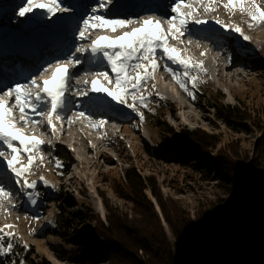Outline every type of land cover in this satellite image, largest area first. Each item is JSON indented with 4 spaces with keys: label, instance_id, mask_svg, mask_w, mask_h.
Listing matches in <instances>:
<instances>
[{
    "label": "rangeland",
    "instance_id": "obj_1",
    "mask_svg": "<svg viewBox=\"0 0 264 264\" xmlns=\"http://www.w3.org/2000/svg\"><path fill=\"white\" fill-rule=\"evenodd\" d=\"M16 7L18 8V4ZM6 11V8L3 9L0 5V30L5 32L4 35L10 37L12 30L7 29L10 17L6 15ZM199 13L202 15L201 10ZM204 15L202 19H206L210 26L222 28L215 23L213 19L215 17L226 23L239 24L243 28L244 34L250 37V40L245 41L240 34L232 31L228 34V38L225 36L221 40L232 45L226 49V54L224 55L222 51L215 52L222 67L229 64L228 55L232 61L235 49L248 53L250 58L246 56L243 68L231 71L215 69L207 74L203 73L204 71H193L191 74L198 75L199 79L194 88L189 82V91L192 95L180 87L171 73L166 72L168 76L164 72L167 76L166 81L164 79H158L157 82L150 80L143 92V95L149 97L146 101L147 107L137 106L138 112L143 113V120L138 112L105 96L111 105L118 108L122 119L117 120V124L113 128H100L101 132L97 131L98 138L91 144L78 133L84 128L80 124V120L72 119L73 122L69 124L67 117H72V114L75 113L74 104L75 107H78L86 100L88 102L99 101L98 99L105 95V93L89 92L87 99L78 95L79 92L86 91L91 87L93 75H90L89 85L84 84L78 89H75L74 84H70L68 81V91L65 93V97L67 104L71 105L72 111L68 116L62 114L65 117L63 123L55 122L56 131H60L61 134L65 132V137L50 136L48 132L42 130L40 123L35 126L31 123L18 125L30 135L44 137L50 145H42L40 152L34 153L37 156H42L43 159L42 161L36 160L28 174L30 181L38 182V208H35L37 203L35 205L30 203L19 185L17 189L6 188L16 193V197L13 196V203L16 202L18 196H21L19 202H22V205L10 209V203H6L4 209H0V228H3L5 224H11L14 227L5 229V231L11 230L15 234L11 240L14 245L13 249L6 254L0 253V264H26L27 261L41 264H82L79 256L75 255L80 254L78 249L67 246L62 238L60 239L57 231L53 230L59 215L64 214L66 218H73L81 212L87 216V219L81 223H75L74 226L78 233H84L87 236V239L83 241L85 249L96 250L97 247L101 249L100 244H105L103 238L106 236L109 238V243L117 241L118 252L123 256L126 255L125 246L122 244H127L128 241L121 236L115 225L116 222L128 224L134 217H138L137 214H134L131 203L134 200L131 194L130 196L126 195L128 183L124 171L127 168H134L141 177L151 179L150 183H143L145 188L142 192L151 202L153 210L157 214L156 224L159 231H162L166 242L174 245V248L176 240L171 225L165 218L163 207L152 195L150 184L154 185V190L164 203L166 210L171 211L175 217H182L181 224L190 221L191 224L199 225L200 222L197 218L200 216L208 224L213 225L218 215L226 217V210L229 207H234L237 198L233 194L225 193L223 188H219L216 175L209 174L206 165H202L204 168L200 172L199 170L202 168L195 167L197 164H191L190 161L181 162L175 147L164 143L163 137L169 133L164 130L169 127L175 133L189 129L212 134L215 143L208 154L209 159L213 154H220L225 160L240 168H247L255 162L253 159L257 153L254 144L258 140L260 130L250 127V131L247 132L233 131L213 115L212 109L207 106L206 98L209 91H219L223 96L224 103L230 105L244 103L264 112V23L249 28L247 17L241 16L238 12L235 15H229L222 5L218 6L216 11L204 13ZM62 19L63 17L60 15L48 18V21L34 17L29 20V23H40L41 25L47 23L48 25H38L37 31H40L52 27L54 24L63 23ZM24 24V20L23 22L17 20L16 25L12 24L17 30L15 35L24 36H21V45L9 41V48H6L5 51L9 52L13 49L11 47L13 45L17 48L18 45L24 47L32 45L33 34L25 36L32 30H28ZM121 31L123 30L118 29V31L112 32L105 29L106 34L103 35L117 36ZM92 33L94 32H91V36ZM192 42L197 46V41ZM170 43L173 46L180 44L175 40H171ZM75 44L78 43L75 41ZM89 44L90 41L85 46L87 47ZM188 52L196 61H205L204 56L193 51L191 47L188 48ZM38 58L42 63H47V66L49 63H55L49 58L45 60L46 56L44 55H39ZM61 59L65 63L68 61L67 57L59 58V60ZM80 59L83 61L82 56ZM157 59L159 64L167 61V58L162 56ZM167 62L168 66L182 74V69L179 66L170 61ZM50 72L42 71L39 74L44 76L49 73V77H51ZM153 84H155V88L152 87ZM165 92H174L178 97L172 98ZM149 93H151L150 96ZM157 104V110L153 107L148 109L150 105L157 106ZM146 110H149L150 114L155 112L157 116H162L160 117L164 123L162 129L154 125L153 119H148ZM15 114L17 117L20 115L18 110ZM46 118V116L39 117L37 120H46ZM258 148V152L264 153V145L258 146ZM3 150L7 154L8 150L6 148ZM173 158L176 159L172 161ZM3 161L4 158L0 157V163ZM192 162L195 163V161ZM23 163L25 164V161ZM246 170L248 171L249 168ZM41 177L49 182L48 185L43 184L40 180ZM119 185L123 189L120 190ZM33 217H38V219H33ZM67 221L70 222L71 219H67ZM57 246L63 250L60 255L54 250ZM137 254L147 259L142 251L138 250ZM12 255L18 256L16 262ZM122 260L126 261V257H113L107 262L97 261L99 263L96 264H118L117 261Z\"/></svg>",
    "mask_w": 264,
    "mask_h": 264
},
{
    "label": "snow or ice",
    "instance_id": "obj_2",
    "mask_svg": "<svg viewBox=\"0 0 264 264\" xmlns=\"http://www.w3.org/2000/svg\"><path fill=\"white\" fill-rule=\"evenodd\" d=\"M113 0H99L98 7H93L91 12L82 18L81 26L78 31L80 41L91 40V43L85 47L83 45L75 48V51L69 53L67 63L57 61L54 64L49 63L43 72L51 71V77L41 75L40 79L30 77L27 82H14L13 85H5V89L0 94V145L6 146L8 152L0 148V157L6 161L7 168L10 169L15 182L20 186L21 191L27 197L31 204L37 203L39 195L37 181H30L28 174L36 160L43 159L34 153H39L41 146L45 141L39 139L36 135H30L26 130L18 125L40 123L34 117H47V125L55 130V121L63 123L65 119L62 113L67 108L65 93L68 91V79L71 69L76 65H81L83 61L76 55L77 53H90L93 60L99 58L105 64L104 68L97 70L91 80V87L86 91L78 93L80 96L88 97L89 92L105 93L120 105L138 112V105L147 107L148 96L143 95L148 81L155 79V72L161 67L158 62V50L162 57L167 61L177 65L182 69V74L172 67L165 64L164 70L171 73L173 78L178 81L180 87L189 91V82L194 88L198 82V75H192L193 71H206L203 60L194 61L192 57L186 55L187 48H177L171 45V40L179 41L184 44L182 37L186 35H198L190 25H206L208 21L200 18L199 11L203 8L205 13L214 12L217 7L222 5L229 15H235L237 12L241 16L247 17L248 27L264 23V3L262 0H175L171 6V15L166 21L155 19L152 16L136 19L132 18H108L101 14V9H106ZM63 0H26V4L20 7L18 15L25 17L27 14L34 16L39 13L38 18L47 16L49 18L58 13L69 11L63 7ZM215 23L225 30H230L240 34L245 41L250 37L244 34L243 28L239 24L226 23L225 21L213 17ZM166 24V27H165ZM109 29L116 32L123 30L117 36L101 35L95 39L91 32L94 30L103 31ZM130 29V30H126ZM201 39H211L208 35H202ZM191 40H187L190 45ZM199 47V44H197ZM205 55V53H201ZM104 82H107L105 84ZM88 83L87 80L84 81ZM43 85L42 87L40 85ZM155 88V84L152 85ZM151 93H149V96ZM11 101V103H10ZM131 101V102H130ZM100 106L101 102L97 100L90 101ZM51 109L45 111L47 104ZM20 115L16 117V111ZM78 118H84L89 121L91 116L86 115L84 111L75 114ZM141 120L143 113L138 112ZM71 124L72 117H67ZM107 123L105 120L93 122V127L100 129ZM27 156V163H21L23 155ZM44 185L48 181L40 178ZM13 193L0 185V209H4L6 203H10ZM15 207V205H12ZM38 219V217H33ZM14 226L5 224L0 228V253L6 254L12 251L14 245L11 240L14 238V232L5 229H12ZM6 241H8L6 243Z\"/></svg>",
    "mask_w": 264,
    "mask_h": 264
},
{
    "label": "trees",
    "instance_id": "obj_3",
    "mask_svg": "<svg viewBox=\"0 0 264 264\" xmlns=\"http://www.w3.org/2000/svg\"><path fill=\"white\" fill-rule=\"evenodd\" d=\"M158 102L161 103L159 100ZM206 102L209 109H212L213 115L233 131L247 132L250 131V127L260 130L258 140L254 144L257 156L253 159L255 162L251 163V166L237 167L220 154H213L209 159L208 154L211 152L215 139L212 134H206L200 130L183 129L175 133L168 127L164 130L169 132L163 137L164 143L175 147L181 162L190 161L191 164H197L195 167L202 168L200 172L204 168L202 165H206L208 173L216 175L219 188H223L225 193L233 194L237 198L234 207L226 210V217L218 215L213 225L208 224L200 216L197 218L199 225L191 224L190 221L181 224L182 217H175L171 211L166 210L164 203L154 190V185L150 184L152 195L163 207L165 218L171 225L176 240L174 248V245L166 242L162 231H159L156 224L157 214L142 192L145 188L143 183L148 184L151 179L141 177L134 168H127L124 171L128 183L126 195L131 194L134 200L131 202L134 214L138 217H134L128 224L116 222L115 225L121 236L128 241L127 244L120 242V245L125 246L126 255L123 256L118 252L117 241L109 243V238L106 236L103 238L105 244H100L101 249L99 247L96 250L85 249L83 241L87 239V236L84 233H78L74 226L75 223L86 221L87 216L83 212L73 218H66L64 214L56 218L53 230L57 231L60 239L62 238L67 246L78 249L80 254L75 255L79 256L82 264L107 262L113 257H126V261H117L118 264H264V153L258 152L260 148L258 146L264 145V112L244 103L234 105L224 103L219 91H209ZM151 107L157 110L158 104L150 105L148 109ZM147 117L153 119L154 125L162 129L164 124L160 120L162 116H157L155 112L153 114L148 112ZM119 189L123 187L120 186ZM67 219L71 221L68 222ZM54 250L59 255L63 253L59 246ZM138 250L142 251L147 259L138 256ZM61 256L64 257V255ZM12 258L16 262L18 256L12 255ZM28 263L29 261L26 262ZM30 263L41 264L33 261Z\"/></svg>",
    "mask_w": 264,
    "mask_h": 264
},
{
    "label": "bare ground",
    "instance_id": "obj_4",
    "mask_svg": "<svg viewBox=\"0 0 264 264\" xmlns=\"http://www.w3.org/2000/svg\"><path fill=\"white\" fill-rule=\"evenodd\" d=\"M9 2H11V1H9ZM25 4H26V0H23V3L21 4L20 7L25 6ZM62 6L67 8V6L65 4H63ZM19 9L20 8L12 6V4H8V7L6 8V10H7L6 15H8L10 17L9 21H8L7 29L9 30V28H10V30H12V35H10V37H9V35H4L5 32L0 30V50L1 51H4L6 48L7 49L9 48V44H10L9 41H12V42L14 41L15 43L21 45V43H20L21 42V36H24V35H15L17 30H15L13 27V25H16L17 20H19L21 22H23V20H24V23H25L24 25H26V28L28 30L36 31L39 28L38 25L40 23L39 24H30L29 23V20H31V18H34V17L38 18L39 13H37L35 16L30 13V14H27L25 17H20L18 15ZM70 13H71V10L63 12V13H58L57 15H60L61 17H63L62 20L64 23L65 21L70 19V17H71ZM61 14H63V15H61ZM171 15H173V14L172 13L167 14V13H161V12H154L152 10H149V11L142 10L133 19H136L137 17L146 18L147 16H152L155 19H159L161 21H166ZM48 18L49 17L44 16L41 18V20L45 21ZM63 23H61L62 25L61 24H58V25L54 24L52 27H49V28L47 27L46 29H44V31H46V33L48 35H52L54 32H57L64 25ZM43 25H48V24L47 23L42 24L41 26H43ZM165 27H166V24H165ZM190 27L192 28V30L194 32H197L196 28H194L192 26H190ZM34 28H35V30H33ZM211 28L213 30H209V28H208L207 31H205V33H201V34L199 32H203V31L202 30L198 31V33H199L198 35H191V36L186 35L185 37H182V39L185 41V43L184 44L178 43L175 46L177 48H187V49L189 47H191L193 49V51H195L196 53H199V54H201L202 52L205 53V55H203L205 58L203 66H204V69H206V71H204L203 73H206V74L209 71L212 72L215 69L218 71H222V70L223 71H227V70L231 71V70H237L240 67L243 68V65L245 64V61H246L245 59H247L246 56H248L250 58V55H247L248 53H246V52H241L240 49H238V50L235 49V53H234L232 61H231V57L228 55L227 59L229 60V64L225 67H222L221 62L215 56V52L222 51L224 55L226 54V52H227L226 49L230 48L232 45L229 43L223 42L221 40H222V37H225V36H226V38H228V34H230V32H232V31L224 30L222 28L214 27V26H211ZM103 31H105V29ZM33 33L34 32L27 33L25 36H31ZM17 34H19V33H17ZM57 35H58V32L55 36H57ZM202 35H208L211 37V39H201ZM187 40L197 41L199 44V47L195 46V44L193 42L190 45H188ZM88 41L89 40L81 41V44H85ZM20 45H18V46H20ZM28 46L29 45H27V47ZM186 55L192 57L188 51H187ZM77 56L80 58V55L77 54ZM157 57L159 59L161 58L160 55H157ZM67 58L68 59L70 58L69 55ZM21 59H24V58H21ZM33 59H34V62L39 63L41 61V60H38L39 58L37 56L33 57ZM89 60H90L89 62L92 64H90V65L89 64H82L80 66L76 65L75 67H73L71 69V74H70L68 81L70 84H74L75 89H78L79 86L84 85L85 80L89 81L90 75H94V73L97 70L105 67L104 65L95 66V65H98V63H103L99 60V58H96L95 63L92 62V60H93L92 57ZM193 60L196 61L194 58H193ZM30 61H33V60H28L27 62H30ZM2 62H5L4 59H2ZM165 64L169 65V63L167 61H164L163 63L160 64L161 67L155 72V74H154L155 79L154 80H156V82L158 81V79H164V81L167 80V76L164 74V72L166 73L167 71H165L164 67H163ZM237 64H239V65H237ZM34 65H36V64H34ZM45 66H47V63H43V65L40 66L39 70L37 72H35V74H33L30 77H34L36 79L41 78V75L39 73L43 71V68H46ZM250 66H252V64H250ZM3 72H4V69L0 68V73H3ZM50 75H51V72H50ZM30 77L27 76V77L23 78L20 82H27ZM44 77H49V73L44 75ZM104 83L107 84V82H104ZM4 90H6V89H0V94H2ZM152 91H153V89H152ZM165 94L169 95L172 98L178 97L177 94H175L174 92H165ZM105 96L107 97V95L105 94L104 96H101V98H99L98 100L104 101L106 99ZM74 97H76V96H74ZM10 103H11V101H10ZM99 108L100 109H97L96 107H94L93 104L89 103L87 100L85 102H82V104L78 107H75V104H74L75 113H78L80 111H84L86 113V115H88V116L92 115L91 116L92 120L89 121V120L84 119V118H78L75 115V113L72 114V119H74L76 121L80 120V124H82V126L84 127L82 130H79L78 133L82 136V138L84 140L85 139L88 140V142L90 144L95 139L98 138L99 134H97V131L101 132V129H97V128L93 127V122L99 121V120H105V121H107V123H105L102 128L105 127L106 129H109V128H113L116 121L122 118L120 111L114 105L107 104V103H104V104L101 103ZM48 110H50V109L46 107L45 111H48ZM71 111H72L71 105L67 104V108L64 110V112L62 114H66V116H68ZM34 118L37 119L39 117L36 116ZM55 122L56 121L54 120V123ZM21 124L24 125L23 123H21ZM26 125H29V124H26ZM41 127H42V130L48 132V134H50V136H52V137H55V136H61V137L64 136L65 137L66 136L65 132L61 134L60 131H56L57 130L56 127H55V130H53L50 126H48L47 125V118L44 121V123L41 125ZM0 148H2V150H3L5 147L0 146ZM1 179H3V178L0 177V185L3 186L5 184V182L1 181ZM12 193H13V196H15L16 193L15 192H12ZM13 196L11 198H13ZM19 198H21V196H18V198H17L18 200L16 199V201H19ZM15 203L17 204V202H15ZM16 204H15V208L17 207ZM9 207H10V209H14V208H12V205H10Z\"/></svg>",
    "mask_w": 264,
    "mask_h": 264
}]
</instances>
